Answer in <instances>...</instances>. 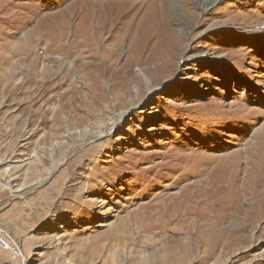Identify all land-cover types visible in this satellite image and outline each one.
Here are the masks:
<instances>
[{
	"label": "rangeland",
	"instance_id": "obj_1",
	"mask_svg": "<svg viewBox=\"0 0 264 264\" xmlns=\"http://www.w3.org/2000/svg\"><path fill=\"white\" fill-rule=\"evenodd\" d=\"M254 129L264 0H0V223L24 264H264Z\"/></svg>",
	"mask_w": 264,
	"mask_h": 264
},
{
	"label": "bare ground",
	"instance_id": "obj_2",
	"mask_svg": "<svg viewBox=\"0 0 264 264\" xmlns=\"http://www.w3.org/2000/svg\"><path fill=\"white\" fill-rule=\"evenodd\" d=\"M139 74L144 78L145 76L143 75V73H142V71L140 70L139 71ZM114 122L112 121L111 122V124H113ZM244 127V126H243ZM244 129V128H243ZM257 129V128H256ZM256 129H254L253 130V132H252V134L250 135V137L252 136L253 138H255V136H256V134H258L257 136H256V139H257V146L258 147H255V150H258V154L256 155L257 157H259L260 158V155H262V154H264V131L263 132H261V133H257L256 132ZM86 131V128L85 129H79V130H77L76 131V133H78L79 135H81V134H83L84 132ZM250 137H249V139H250ZM248 139V140H249ZM247 140V142H249ZM255 140V139H254ZM57 145H58V143H56ZM252 146V145H251ZM244 149V148H243ZM237 152V151H236ZM222 155V154H221ZM226 155V154H225ZM228 155V154H227ZM236 155V154H235ZM238 155V154H237ZM246 155V154H245ZM229 156V155H228ZM239 156V155H238ZM247 156V155H246ZM212 157V156H211ZM234 157V156H233ZM251 158V157H250ZM216 159H218V160H221L222 159V157H220V155H218V156H216ZM216 159H215V161H216ZM227 159V158H226ZM229 160V159H228ZM242 160V159H241ZM201 161V160H200ZM209 161H211L210 159H209ZM238 161V160H237ZM233 162V161H232ZM239 162H240V160H239ZM199 163H202V162H199ZM250 163V162H249ZM216 164V163H215ZM230 165V164H229ZM229 165H228V167H229ZM248 165V164H247ZM197 166V165H196ZM224 166V165H223ZM246 166V165H245ZM260 166V165H259ZM215 167V166H214ZM237 167V166H236ZM227 168V167H226ZM226 168H224V169H226ZM233 168H234V166H233ZM251 168H253V165L251 166ZM192 169H193V167H192ZM192 169H191V171H192ZM217 169H218V166H217ZM203 170V169H202ZM222 170V169H221ZM230 170V169H229ZM234 170V169H233ZM225 171V170H224ZM247 171V170H246ZM261 171V170H260ZM198 172V171H197ZM217 172V171H216ZM218 172H220V171H218ZM230 172V171H229ZM245 172V171H244ZM191 173V172H190ZM199 173V172H198ZM227 173V172H226ZM200 174V173H199ZM198 174V175H199ZM221 174V173H220ZM246 174H249V173H246ZM190 175V174H189ZM192 175V174H191ZM211 175H212V173H211ZM213 175H214V172H213ZM219 175V174H218ZM227 175V174H226ZM234 175V174H233ZM216 176V175H215ZM222 176H223V174H222ZM230 176V175H229ZM235 176V175H234ZM247 176V175H246ZM219 177V176H218ZM217 177V178H218ZM259 177V176H258ZM234 178V177H233ZM219 179H220V177H219ZM218 179V180H219ZM202 180V179H201ZM209 180V179H208ZM207 180V181H208ZM226 180V179H225ZM204 181V180H203ZM238 181V180H237ZM253 181V180H252ZM255 181V180H254ZM217 182H219V181H217ZM226 182V181H225ZM209 183V182H208ZM207 183V184H208ZM214 183V182H213ZM231 183H232V181H231ZM256 183V182H255ZM254 183V184H255ZM258 183V182H257ZM187 184V183H186ZM202 184V183H201ZM217 184V183H216ZM210 185V184H209ZM212 185V184H211ZM233 185V184H232ZM189 187H190V185H188ZM228 186V185H227ZM203 187V186H202ZM210 187V186H209ZM215 187V186H214ZM236 187V186H235ZM234 187V188H235ZM255 187V186H254ZM213 188V187H212ZM227 188V187H226ZM230 188H231V185H230ZM258 188V187H257ZM181 189V188H180ZM203 189H205V188H203ZM216 189V188H215ZM224 189V188H223ZM245 189V188H244ZM201 190V189H200ZM209 190V189H208ZM225 190V189H224ZM223 190V191H224ZM226 190H228V189H226ZM257 190V189H256ZM184 191V190H183ZM186 191V190H185ZM221 191H222V188H221ZM249 191V190H248ZM219 192V191H218ZM256 192V191H255ZM204 193V192H203ZM207 193V192H206ZM210 193H211V195L213 196V192H211V189H210ZM224 193H225V191H224ZM227 193V192H226ZM230 193V192H229ZM257 193V192H256ZM205 194V193H204ZM209 194V193H208ZM215 194V193H214ZM222 194V193H221ZM258 194V193H257ZM180 195V194H179ZM205 195H207V194H205ZM204 195V196H205ZM187 196V195H186ZM192 196H194V193L192 194ZM207 196H209L210 197V194L209 195H207ZM242 196V195H241ZM189 196H187V198H188ZM214 197V196H213ZM218 197V196H217ZM222 197V196H221ZM186 198V199H187ZM211 198V197H210ZM224 198V197H223ZM178 199V198H177ZM184 199V198H183ZM205 199L207 200L208 198H206L205 197ZM216 199V198H215ZM200 200V199H199ZM214 200V199H213ZM255 200H257V199H255ZM183 201V200H182ZM185 201V200H184ZM259 201V200H258ZM200 202V201H199ZM198 202H196V204H197ZM201 204H202V202H201ZM204 204V203H203ZM235 204V203H234ZM204 205H206V204H204ZM224 205H226V204H224ZM223 205V206H224ZM203 206V205H202ZM201 207V206H200ZM206 207V206H205ZM208 207V206H207ZM220 207V206H219ZM229 207L230 208H234V211L236 210V211H238L237 210V208H238V206L237 205H234V206H231V205H229ZM206 209V208H205ZM225 210H226V207L224 208ZM231 209V210H232ZM207 210V209H206ZM221 210H223V209H221ZM210 211V210H209ZM233 211V210H232ZM235 211V212H236ZM221 212V211H220ZM231 212V211H230ZM226 213H229L228 211L226 212ZM226 213H224V214H226ZM191 214V213H190ZM207 214V213H206ZM212 214H213V212H212ZM260 214V213H259ZM194 215V214H193ZM197 215V214H196ZM205 215V214H204ZM220 215V214H219ZM241 215V214H240ZM187 216V215H186ZM202 216V215H201ZM221 216V215H220ZM219 216V217H220ZM196 217V216H195ZM205 217V216H204ZM211 217H212V215H211ZM235 217V216H234ZM180 218V217H179ZM182 218H184V217H182ZM193 218V217H192ZM202 218V217H201ZM206 218H207V216H206ZM197 219V218H196ZM203 219V218H202ZM205 219V218H204ZM224 219V218H223ZM198 220V219H197ZM209 220V219H208ZM233 220V219H232ZM184 221V220H183ZM217 222V221H216ZM222 222V221H221ZM210 223H212V221H210ZM209 223V224H210ZM195 224V223H194ZM221 224V223H220ZM204 225V224H203ZM188 226V225H187ZM207 226V225H206ZM194 227V226H193ZM200 227V226H199ZM252 227V226H251ZM214 228V227H213ZM190 229V228H189ZM201 229H205V228H201ZM209 229V228H208ZM220 229V228H219ZM191 231V230H190ZM190 231H188V232H190ZM197 233H198V235L200 236V232L199 231H197ZM202 233H205V236H210L211 238H212V240H213V242H207L205 245H206V248L207 249H209V248H212L213 246H215L216 244H219L218 242L220 241V240H222V238L220 239L219 238V236H213L212 234L214 233V231H212V230H210V231H207V232H205V231H202ZM200 239H204L203 237H201ZM204 241H206V240H204ZM15 242V241H14ZM17 243V242H16ZM201 246H199L198 247V249L200 248ZM205 250V249H204ZM204 250H202V251H204ZM20 251H21V249H20ZM19 251V252H20ZM199 252H201V251H199ZM0 264H17V262L15 261V256H13V255H11V254H9L8 252L6 253V252H0ZM203 254H204V256L205 257H207V256H209V253L208 252H206V253H204L203 252ZM205 257H203V258H205ZM4 259H6L5 261H4ZM68 263L69 264H74V263H72V262H70V261H68Z\"/></svg>",
	"mask_w": 264,
	"mask_h": 264
},
{
	"label": "built area",
	"instance_id": "obj_3",
	"mask_svg": "<svg viewBox=\"0 0 264 264\" xmlns=\"http://www.w3.org/2000/svg\"><path fill=\"white\" fill-rule=\"evenodd\" d=\"M5 184L6 186L12 187V184L10 182H6ZM0 249L15 256V261L17 262V264H24L23 257H21L19 254L18 245L16 244V242L12 240L11 237H9L8 234L5 233L1 223H0Z\"/></svg>",
	"mask_w": 264,
	"mask_h": 264
},
{
	"label": "water",
	"instance_id": "obj_4",
	"mask_svg": "<svg viewBox=\"0 0 264 264\" xmlns=\"http://www.w3.org/2000/svg\"><path fill=\"white\" fill-rule=\"evenodd\" d=\"M91 139V138H90Z\"/></svg>",
	"mask_w": 264,
	"mask_h": 264
}]
</instances>
